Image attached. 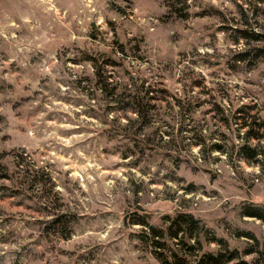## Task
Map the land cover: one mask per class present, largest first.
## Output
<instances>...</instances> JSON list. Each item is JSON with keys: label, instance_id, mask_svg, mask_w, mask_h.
I'll use <instances>...</instances> for the list:
<instances>
[{"label": "rangeland", "instance_id": "rangeland-1", "mask_svg": "<svg viewBox=\"0 0 264 264\" xmlns=\"http://www.w3.org/2000/svg\"><path fill=\"white\" fill-rule=\"evenodd\" d=\"M241 30L264 0H0V264H160L136 220L178 212L225 264H264L242 213L264 166L237 151L264 122V36Z\"/></svg>", "mask_w": 264, "mask_h": 264}, {"label": "trees", "instance_id": "trees-1", "mask_svg": "<svg viewBox=\"0 0 264 264\" xmlns=\"http://www.w3.org/2000/svg\"><path fill=\"white\" fill-rule=\"evenodd\" d=\"M241 33L244 38L261 39L264 36V32H257L256 30H250L249 32L241 30ZM255 52L261 53L262 48H256ZM258 55L260 54H255L252 58H256ZM243 59L244 57L241 56L239 60ZM133 109L139 116L146 112L142 102H138ZM252 124L253 122L249 124L250 126L247 125L249 128L246 131V135L249 138L257 139L258 142L256 144L238 145L237 151L243 160L255 163L263 168L264 145H260L259 142L264 136V122L255 123L256 125L254 126H257L258 130L256 132L253 131L254 127ZM213 148L222 151L220 144L213 145ZM242 213L264 221V210L259 207L246 206L243 208ZM167 221V225L164 227H156L150 225L144 219L136 220V223L143 226L141 231L142 241L148 242V245L152 247V254L160 264H225L237 257L235 249L228 251L223 247L215 251L210 249L203 250V244L200 239L201 220L192 213L178 212L173 216H168ZM206 238L209 241L213 240L212 238ZM174 244L180 245V247L176 248L173 246ZM181 248L184 249V253L181 252Z\"/></svg>", "mask_w": 264, "mask_h": 264}]
</instances>
